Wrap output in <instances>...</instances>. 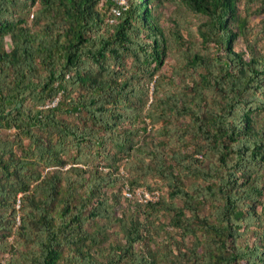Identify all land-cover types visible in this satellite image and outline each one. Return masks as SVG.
<instances>
[{
  "label": "trees",
  "instance_id": "trees-1",
  "mask_svg": "<svg viewBox=\"0 0 264 264\" xmlns=\"http://www.w3.org/2000/svg\"><path fill=\"white\" fill-rule=\"evenodd\" d=\"M172 1L203 51L163 0H0V264H264L260 38L238 0Z\"/></svg>",
  "mask_w": 264,
  "mask_h": 264
},
{
  "label": "rangeland",
  "instance_id": "rangeland-1",
  "mask_svg": "<svg viewBox=\"0 0 264 264\" xmlns=\"http://www.w3.org/2000/svg\"><path fill=\"white\" fill-rule=\"evenodd\" d=\"M176 4L177 3L172 0H163L159 7V13L162 16V24L166 26L168 31V28L172 29L173 27H175V21L178 20L177 22H181L180 33L183 35L186 43H190L188 45L191 46L192 49L203 51L204 46L202 44V38L199 33V26L202 19L198 16V14L192 11H185L181 16L176 14ZM238 7L239 11L242 14L249 15V27L251 28L250 39L253 40L258 36L260 38V41L258 42L259 47L264 50V0H238ZM168 36L170 48L168 49V56L166 58L163 70L164 72L170 73L173 66L177 63L178 46L175 43L174 35H172V33H169ZM237 48L239 50L246 49L244 38L240 37L238 39ZM123 172L125 173V170H123ZM147 183L152 187L160 188L162 193H166L167 191V186L163 179L149 178L147 180ZM126 203L127 201L124 202V205L127 206ZM206 210L208 211V208ZM167 227L170 228L175 235H178L177 230L173 229L170 226ZM112 230L115 232L118 230V227L114 226ZM116 236H119V234L113 233V238H116Z\"/></svg>",
  "mask_w": 264,
  "mask_h": 264
},
{
  "label": "built area",
  "instance_id": "built-area-1",
  "mask_svg": "<svg viewBox=\"0 0 264 264\" xmlns=\"http://www.w3.org/2000/svg\"><path fill=\"white\" fill-rule=\"evenodd\" d=\"M120 1L125 3L126 0ZM125 194L129 198L136 197L141 202H154L159 199L160 192L159 190H150L145 186L131 187L127 185L125 188Z\"/></svg>",
  "mask_w": 264,
  "mask_h": 264
}]
</instances>
